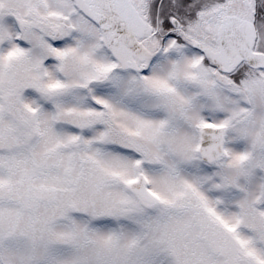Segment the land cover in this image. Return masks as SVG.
Here are the masks:
<instances>
[{
  "label": "snow or ice",
  "instance_id": "obj_1",
  "mask_svg": "<svg viewBox=\"0 0 264 264\" xmlns=\"http://www.w3.org/2000/svg\"><path fill=\"white\" fill-rule=\"evenodd\" d=\"M0 264H264V0H0Z\"/></svg>",
  "mask_w": 264,
  "mask_h": 264
}]
</instances>
